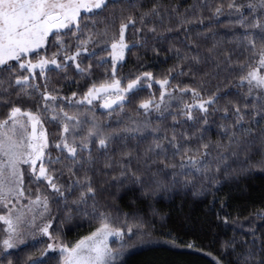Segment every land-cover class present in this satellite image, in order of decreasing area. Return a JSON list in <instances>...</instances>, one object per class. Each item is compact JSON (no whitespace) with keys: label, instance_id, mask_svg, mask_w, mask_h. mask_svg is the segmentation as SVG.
<instances>
[{"label":"trees","instance_id":"1","mask_svg":"<svg viewBox=\"0 0 264 264\" xmlns=\"http://www.w3.org/2000/svg\"><path fill=\"white\" fill-rule=\"evenodd\" d=\"M259 4L109 0L102 10L81 13L79 32L76 26L62 31L66 50L55 55L60 67L28 75L18 62L0 66V122L19 107L48 123L50 143L44 151L61 162L49 165L46 155L45 166L63 192L37 179L39 173L35 178L23 173L22 189L47 197L52 241L36 237L0 252L2 264H62L59 248L51 251L48 245H74L100 226L101 214L124 231L125 242L127 228L136 226L138 235L117 264H264V88L242 80L264 52ZM121 24L128 25L127 47L114 72L109 56ZM77 48L80 56L67 59ZM59 49L50 36L40 55L27 60H51ZM27 75V82L16 83ZM137 77L142 78L137 90L119 92ZM165 79L161 87L158 81ZM115 81L121 82L119 91L98 99L122 95L124 102L107 112L98 104L92 108L100 116L98 134L111 137L107 147L100 148L97 137L87 148L76 144L74 162L56 147L61 124L53 115L76 109L89 89ZM164 89L168 92L159 102ZM45 93L56 101H45Z\"/></svg>","mask_w":264,"mask_h":264},{"label":"snow or ice","instance_id":"2","mask_svg":"<svg viewBox=\"0 0 264 264\" xmlns=\"http://www.w3.org/2000/svg\"><path fill=\"white\" fill-rule=\"evenodd\" d=\"M109 0H0V66L9 65V61H17L21 69H27L29 73H32L34 69L39 68L40 74H44V69L49 63L57 65L55 55H59L60 51H65L66 46L64 44L63 35L67 33H62L61 30L69 29L70 25H75L77 32L80 31V19L81 12H93L94 10H102L107 7ZM234 5L230 4L229 7ZM260 7H264V0H260ZM253 4H249V8H252ZM220 9H217L219 12ZM239 11V9H237ZM128 23H134V21L129 18ZM127 24H121L119 31L118 42H113L112 47V61H113V71L115 72L116 62L123 59L124 49L127 47L125 44V30ZM255 27H261L256 24ZM74 35L76 33H73ZM54 36L56 44L60 45L59 51L54 54V57L49 60L47 58L40 59L37 63H32L31 61H25V57H28L31 53H36L37 56L40 55L39 49L44 48L49 42V37ZM87 41H81V46L85 45ZM255 47V44H253ZM80 48H77L75 55H69L67 59L76 60L80 56ZM65 67L67 65H64ZM78 70L80 69L79 64H77ZM261 70H264V52L260 53L259 68L249 71L246 77H242V80H248L251 85L255 82L257 87L264 88V74H261ZM149 80L152 79L151 73H144ZM35 78V77H33ZM29 79L28 76L18 78L16 80L17 84H23ZM120 81H115L112 85H101L100 88L89 89V92L84 97L88 103H91V99L96 98L102 91H107L111 87H119ZM161 87H164L168 83L165 79L163 81H158ZM142 78L137 77L131 80L127 84V88L123 91L134 92L137 90L138 86H141ZM151 87V85H149ZM163 96V94H162ZM125 97L122 95H117V100L122 101ZM44 100L56 101V97L51 94H44ZM83 101H81L82 103ZM116 101H106L103 105L105 108H110L112 103ZM213 101L209 100L207 103L211 104ZM47 108L48 105H45ZM140 107L147 109L149 107L148 103H142ZM158 107V106H157ZM200 107L204 109V104ZM207 111V109H204ZM60 111L64 115V133H69L70 126L68 121L77 120V126H79L82 121H80L76 116L69 115L64 112L61 108ZM239 112V109H237ZM23 115L27 117V122L17 119V116ZM52 119H59L58 116L53 115ZM243 119V116L238 118ZM27 123L31 124V132L27 131ZM41 125L39 115H35L31 112L22 111L19 107H13L9 113L7 119L0 122V177H3L5 172L12 180L21 186L23 184V173L20 170L21 164H28L32 167L33 173H36L37 162H39V175L37 179L43 178L48 181L49 186L63 195L60 188L53 182V177L49 175V169L45 166L44 157L46 154L44 149L47 148L48 141L46 134L43 131L37 132V126ZM75 136V133H73ZM97 136L100 148L107 147L108 141L111 139L109 136L103 134H98L94 128H90L87 135L82 137V147L87 148L91 138ZM63 149H66L69 156L73 157L75 162V157L77 154L78 145L73 142L69 144L67 136L62 138ZM58 149L61 148L60 144H56ZM159 147V145H158ZM205 147H207L205 145ZM61 149V151H63ZM191 160V158H189ZM60 159L57 158L55 161L49 159L47 163L50 165L52 163H60ZM193 164L196 161L191 160ZM182 167L184 165H181ZM14 191V189L9 188V194ZM94 190L91 184H88L87 192L92 193ZM19 195L23 196L24 192L19 191ZM0 200H6V194L4 192L3 180L0 179ZM81 201L85 200V193H81ZM40 198L37 197L33 203H39ZM7 204L5 203V207ZM47 197L44 198V207L47 209ZM20 218L17 217V220ZM0 221H3L7 225L5 231L8 233V237L3 240V246L5 249H11L14 247L13 238L16 236L17 228L13 223L10 216H0ZM50 225H46L41 229L48 234V228ZM135 225L129 226L127 228L128 241L125 242L124 231L116 227L113 222L104 214L100 217V226L93 231L89 236L79 240L72 246H66L63 244H49V249L59 248L62 257L63 264H115V261L120 258L119 250L114 254V250L109 247V237H116L121 241V248H126L131 243V239L138 235L133 229ZM189 247H192L191 245ZM219 264V261H217Z\"/></svg>","mask_w":264,"mask_h":264},{"label":"rangeland","instance_id":"3","mask_svg":"<svg viewBox=\"0 0 264 264\" xmlns=\"http://www.w3.org/2000/svg\"><path fill=\"white\" fill-rule=\"evenodd\" d=\"M81 13H85V12H81ZM75 26V25H70V27ZM67 29H63L61 31H64ZM112 48V47H111ZM42 49V48H41ZM40 50V49H39ZM125 51V49H124ZM32 54V53H31ZM112 51L110 52V56L109 59L110 61L113 63L112 61ZM124 56V53H123ZM25 61H30L29 59L27 60V57H25ZM39 60L37 61H31L32 63H37ZM122 61L118 60L116 62V65ZM11 62H17V61H9V63ZM56 66L55 64H51L49 63L48 65H46L45 69L48 67H54ZM259 68V63L257 65ZM256 68V69H257ZM35 70H40L39 68L34 69L32 73H28V75L34 74ZM27 75V76H28ZM29 77V76H28ZM139 87V86H138ZM127 88V85L124 88H121L120 91L116 90V92H121L123 95H127L129 92H125L123 91L124 89ZM168 91L167 90H163V96L160 98L159 102L165 97L166 93ZM120 93V94H121ZM98 95H96V98L91 99V103H88L87 100L82 99L79 100L80 102H77V106L76 109H73L72 111L66 112L69 115H73L76 116L80 121H82V123L77 126V120H72V121H68L67 123L70 126V131L69 133H64L63 131V127H64V115L61 111L56 112V114L58 116H60V124H61V129H60V133H59V143L61 145L60 149H63V144H62V138L64 136H67V140L69 142V144H72L73 142H75V144H81L83 143L82 141V137L87 135V132L90 128H94V130L98 133L99 131H102L101 125L99 123H97V119L99 121V115L96 116L95 113L92 111L93 109H97L96 105L98 104L99 108L100 106L106 102L107 100L111 99L108 97H104L103 101L100 99H98ZM116 97V96H114ZM113 98V97H112ZM81 101H83L81 103ZM200 104V103H199ZM198 104V106H199ZM81 105L84 106V109H78L79 107H81ZM195 104H192L191 106H193ZM73 107V106H72ZM152 109V106L147 108ZM51 110V109H49ZM27 112H31L33 114L36 115V112L34 111H30L27 110ZM87 112V113H85ZM47 113H49V111H47ZM97 117V118H96ZM17 119L22 120L27 122V117L23 116V115H19L17 116ZM41 121V118H40ZM41 125L42 128L40 127V125L38 126V133L40 131H43L46 134V138L48 141V145L50 143V140L48 138V130L47 127L48 123L45 124L44 122L41 121ZM27 131H30V123H27ZM73 133H75V136L73 135ZM77 134H81V138H77ZM97 136H93L91 138V140H94ZM51 146H53L51 144ZM49 147V146H48ZM45 148L44 150L46 151ZM55 147V146H54ZM58 149V148H57ZM65 155L69 156L68 152L66 149H63ZM49 159V155L47 157ZM0 159H2V157H0ZM26 165L28 164H21L20 170L22 173L25 174H31L35 176L39 173V169H36V173L34 174L32 170L27 169ZM0 179L3 180V185H4V192L6 194V200H0V216H10V218L13 220L14 225L17 228V233L16 236L13 238V242H14V247L11 249H5L3 246V240L5 238L8 237V233L5 231V229L7 228V225L3 223V221H0V225H1V238H0V252L1 253H6L8 250H12L16 247H19L21 245H24L25 243H27L28 240H34L36 237H42V238H48L49 242L51 243V237L49 235H45V233L43 231H41L42 228H44L46 225H48L49 223V213H48V207L47 209H45L44 207V199L41 196L42 194L38 195H30L28 192H26L25 190L22 189V185L21 186H17V184L12 180V178H10L7 174V172H5L3 177H0ZM34 183V182H33ZM9 188L14 189V191H12L10 194L8 192ZM23 191L24 195L20 196L19 195V191ZM39 197L40 198V202L39 203H33V201L36 200V198ZM5 203L7 204V206L5 207ZM17 217H19L20 219L17 220ZM56 244V243H54ZM121 245V241L116 238V237H109V247H111L114 250V254L116 253L117 250H119L120 252V258L117 259L115 261V264H117L119 262V260L122 257V254L125 253L124 248L120 247ZM52 251V249H50ZM60 251V250H59ZM3 255V254H2ZM2 257V256H1ZM60 260L62 261L63 264V257L62 254L60 256ZM4 263L2 259H0V264Z\"/></svg>","mask_w":264,"mask_h":264},{"label":"water","instance_id":"4","mask_svg":"<svg viewBox=\"0 0 264 264\" xmlns=\"http://www.w3.org/2000/svg\"><path fill=\"white\" fill-rule=\"evenodd\" d=\"M117 90V88L116 87H111V88H108V90L107 91H102V92H100L99 93V96H101V95H103V94H106V93H110V92H115ZM113 100H115L116 102L115 103H112V106L110 107V108H105L103 105L105 104V102L101 105V108H102V110L103 111H110V110H112V109H114V108H116L117 106H119L120 104H122L123 102H124V99L122 100V101H120V100H117L116 98H114V99H110V100H107V101H113ZM31 132V124H30V131H29V133ZM37 132H38V126H37Z\"/></svg>","mask_w":264,"mask_h":264}]
</instances>
